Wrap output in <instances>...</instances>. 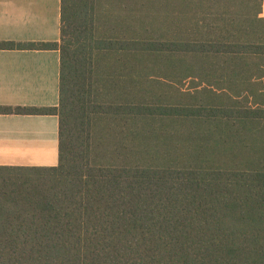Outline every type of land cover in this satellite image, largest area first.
Instances as JSON below:
<instances>
[{
  "label": "trees",
  "instance_id": "1",
  "mask_svg": "<svg viewBox=\"0 0 264 264\" xmlns=\"http://www.w3.org/2000/svg\"><path fill=\"white\" fill-rule=\"evenodd\" d=\"M54 166L0 165V264H264V0H60Z\"/></svg>",
  "mask_w": 264,
  "mask_h": 264
},
{
  "label": "crops",
  "instance_id": "2",
  "mask_svg": "<svg viewBox=\"0 0 264 264\" xmlns=\"http://www.w3.org/2000/svg\"><path fill=\"white\" fill-rule=\"evenodd\" d=\"M60 0H0V41L57 42ZM59 98V51L0 49V107H50ZM58 152L55 115L0 114V165Z\"/></svg>",
  "mask_w": 264,
  "mask_h": 264
},
{
  "label": "rangeland",
  "instance_id": "3",
  "mask_svg": "<svg viewBox=\"0 0 264 264\" xmlns=\"http://www.w3.org/2000/svg\"><path fill=\"white\" fill-rule=\"evenodd\" d=\"M55 1V0H54ZM51 159L43 160V161H15V162H8L13 163V165H21V166H54L58 162V152L54 150L52 155H50Z\"/></svg>",
  "mask_w": 264,
  "mask_h": 264
}]
</instances>
